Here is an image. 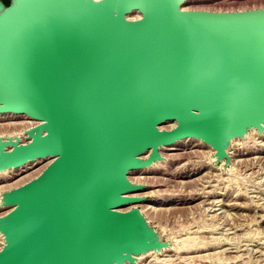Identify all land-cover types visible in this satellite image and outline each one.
Here are the masks:
<instances>
[{
	"label": "water",
	"instance_id": "1",
	"mask_svg": "<svg viewBox=\"0 0 264 264\" xmlns=\"http://www.w3.org/2000/svg\"><path fill=\"white\" fill-rule=\"evenodd\" d=\"M187 1L0 0V113L38 121L25 142L0 136V171L52 158L2 194L0 264L136 263L169 241L130 173L186 138L227 165L264 130V7Z\"/></svg>",
	"mask_w": 264,
	"mask_h": 264
},
{
	"label": "rangeland",
	"instance_id": "2",
	"mask_svg": "<svg viewBox=\"0 0 264 264\" xmlns=\"http://www.w3.org/2000/svg\"><path fill=\"white\" fill-rule=\"evenodd\" d=\"M185 6L238 10L264 7V0H190ZM10 121L29 119L0 120V131ZM194 144L161 150L164 158L151 166L154 170L131 175L132 182L143 180L146 186L135 193L145 197L138 207L161 240L169 241L168 248L145 254L151 256L137 264H264V132L251 130L232 141L227 165L216 162L207 144ZM47 160L0 173V200ZM7 211L1 207L0 215Z\"/></svg>",
	"mask_w": 264,
	"mask_h": 264
},
{
	"label": "bare ground",
	"instance_id": "3",
	"mask_svg": "<svg viewBox=\"0 0 264 264\" xmlns=\"http://www.w3.org/2000/svg\"><path fill=\"white\" fill-rule=\"evenodd\" d=\"M190 1V0H189ZM189 1H187V2H189ZM186 2V3H187ZM186 3H184V5H183V7L185 8V9H187L188 8V6H185V4ZM188 9H190V8H188ZM220 9V8H219ZM129 16H130V18H138V17H140V14L137 12V11H135V12H133V13H131V14H129ZM15 118H26V119H29V122H26L25 124H23V123H21V122H12V121H10L9 123H5L4 125H6L7 127H4V128H2V131H0V136H2V137H7V136H13V137H15V136H19L20 138H21V140L23 141L24 139L23 138H25L26 140H28V136H27V133H26V130H28L30 127H32V126H34L35 124H37L38 123V121L37 120H35V119H33V118H31V117H29L28 115H26V114H18V113H12V112H8V113H0V120H2V121H5V120H7V119H15ZM2 124V123H1ZM3 125V124H2ZM175 126V123H173V122H168V123H166V124H164V125H162V128L163 129H170V128H173ZM251 130H256V131H258L259 133H263L264 132V130L263 131H259V130H257L256 128H252V129H250L249 131H248V133L251 131ZM247 133V134H248ZM247 134L244 136V138L247 136ZM237 139V138H236ZM236 139H234V140H236ZM233 140V141H234ZM194 141V142H193ZM23 142H25V141H23ZM194 143H199V145L200 144H206V143H204L202 140H200V139H196V138H186V139H183V140H180V141H178L177 143H175L174 145H172V146H168V147H162L161 149H160V151L161 150H168L169 148H172V147H175L176 149L178 148H188V147H192L193 145H195ZM192 145V146H191ZM208 145V144H207ZM206 146V145H205ZM208 146H210V145H208ZM230 146H231V144H230ZM230 146L227 148V152H228V149L230 148ZM215 152H214V158L215 159H217V157H216V155H215V153H216V150L212 147V146H210ZM162 153V152H161ZM147 154L148 153H146V154H144L143 155V157L145 158L146 156H147ZM229 154V153H228ZM162 156H163V158H164V155L162 154ZM48 160L46 161V163L43 165V166H41L39 169H38V171L35 173V174H33L31 177L32 178H34V176L36 175V174H39L51 161H52V158L51 157H46ZM211 158V157H210ZM214 158H211V159H213L214 160ZM42 159H45V158H42ZM38 160V159H37ZM212 160V161H213ZM36 161V160H35ZM32 162H34V161H32ZM158 162V161H157ZM157 162H155V163H157ZM211 161H209V163H210ZM31 163V162H30ZM154 163V164H155ZM29 164V163H28ZM153 164V165H154ZM27 165V164H26ZM32 165V164H31ZM153 165H151V166H153ZM25 166V165H24ZM151 166H149V167H146V168H142V169H139V170H134V171H132L131 173H130V175H129V177H130V179H131V175L134 173V172H144L145 170L147 171V170H150V169H152V170H154V168L153 167H151ZM23 167V166H22ZM19 168H21V167H19ZM12 169H18V168H12ZM12 169H8V170H4V171H0V173H2V172H6V171H9V170H12ZM22 171V170H21ZM37 176V175H36ZM30 177V178H31ZM31 178V179H32ZM29 179V178H28ZM30 180V179H29ZM26 181V180H25ZM143 181V180H142ZM142 181H141V183H142ZM27 182V181H26ZM138 182V184H141L140 183V181H137ZM25 183V182H24ZM146 183V182H145ZM23 184V183H22ZM147 184V183H146ZM142 203V202H141ZM140 204V203H139ZM130 206V205H129ZM7 208L8 209V211L9 210H11L12 209V206H5V205H3V201L2 200H0V208ZM128 207V206H127ZM126 208V207H125ZM7 211V212H8ZM142 211V210H141ZM6 213V212H5ZM4 213V214H5ZM143 213V212H142ZM144 214V213H143ZM1 235H2V237L0 238V248L3 246V244H4V242H5V238H4V235L2 234V233H0ZM168 248V247H167ZM163 249H165V248H162L161 250H152V251H148L147 253H149V252H160V251H162ZM147 253H143V254H140V255H138L140 258L138 259V256H136V263H132V262H126V263H124V264H137V261L139 260V263H142V261H144V259H146L147 257H149V256H151V255H149V256H144L145 254L147 255ZM155 258V257H154ZM154 259H152L151 260V262L153 261ZM157 261V260H156ZM145 262V261H144ZM150 262V263H151ZM154 264H156V262H153ZM144 264V263H143ZM157 264H158V262H157Z\"/></svg>",
	"mask_w": 264,
	"mask_h": 264
},
{
	"label": "trees",
	"instance_id": "4",
	"mask_svg": "<svg viewBox=\"0 0 264 264\" xmlns=\"http://www.w3.org/2000/svg\"><path fill=\"white\" fill-rule=\"evenodd\" d=\"M7 5L10 3V0H3Z\"/></svg>",
	"mask_w": 264,
	"mask_h": 264
}]
</instances>
